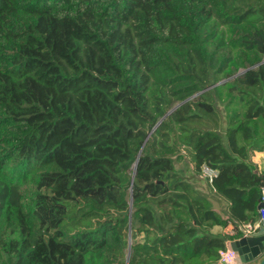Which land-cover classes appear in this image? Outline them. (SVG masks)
<instances>
[{"label":"trees","instance_id":"1","mask_svg":"<svg viewBox=\"0 0 264 264\" xmlns=\"http://www.w3.org/2000/svg\"><path fill=\"white\" fill-rule=\"evenodd\" d=\"M262 150L264 0H0V264H219Z\"/></svg>","mask_w":264,"mask_h":264},{"label":"water","instance_id":"2","mask_svg":"<svg viewBox=\"0 0 264 264\" xmlns=\"http://www.w3.org/2000/svg\"><path fill=\"white\" fill-rule=\"evenodd\" d=\"M219 84L220 83L214 86ZM210 88L211 87L206 90ZM170 112H168V114ZM262 206H264V201L259 202L257 210H259ZM229 247L230 251L235 253L241 264L248 263L255 259L260 260L258 264H264V227H259V229L252 234L229 242Z\"/></svg>","mask_w":264,"mask_h":264},{"label":"built area","instance_id":"3","mask_svg":"<svg viewBox=\"0 0 264 264\" xmlns=\"http://www.w3.org/2000/svg\"><path fill=\"white\" fill-rule=\"evenodd\" d=\"M200 175L203 180L207 181L210 184L213 178L216 177L217 171L206 165H203L201 167ZM262 201H264V187L260 188V202ZM259 227H264V206H262L258 210L257 219L255 223H247L239 226V231L241 233L240 237H245L252 234L253 232L257 231ZM234 258H235V253L225 250L220 253L219 264H232Z\"/></svg>","mask_w":264,"mask_h":264},{"label":"crops","instance_id":"4","mask_svg":"<svg viewBox=\"0 0 264 264\" xmlns=\"http://www.w3.org/2000/svg\"><path fill=\"white\" fill-rule=\"evenodd\" d=\"M250 158H251V162L257 167L258 171L264 172V150L254 151L251 154ZM202 182L204 183V180ZM226 250L230 251L229 243H227ZM258 262H259V259H255L245 264H258ZM232 264H241L236 255H235V258Z\"/></svg>","mask_w":264,"mask_h":264},{"label":"rangeland","instance_id":"5","mask_svg":"<svg viewBox=\"0 0 264 264\" xmlns=\"http://www.w3.org/2000/svg\"><path fill=\"white\" fill-rule=\"evenodd\" d=\"M182 154H183V157L186 159L185 161H187V154H186V153H183V152H182ZM176 167H177V168H180V169H183V168H184V166H183V162H178L177 165H176ZM198 179H200V182L202 181V178H201V175H200V174L198 175ZM216 206H217V205H215V207H216ZM219 206H220V205H219ZM217 208L220 209L218 206H217Z\"/></svg>","mask_w":264,"mask_h":264}]
</instances>
